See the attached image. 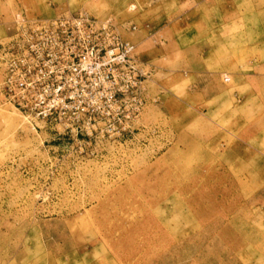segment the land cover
Listing matches in <instances>:
<instances>
[{
    "label": "rangeland",
    "instance_id": "rangeland-1",
    "mask_svg": "<svg viewBox=\"0 0 264 264\" xmlns=\"http://www.w3.org/2000/svg\"><path fill=\"white\" fill-rule=\"evenodd\" d=\"M76 10L134 43L142 103L75 135L0 95V264H264V0H0V80L17 19Z\"/></svg>",
    "mask_w": 264,
    "mask_h": 264
},
{
    "label": "built area",
    "instance_id": "built-area-1",
    "mask_svg": "<svg viewBox=\"0 0 264 264\" xmlns=\"http://www.w3.org/2000/svg\"><path fill=\"white\" fill-rule=\"evenodd\" d=\"M15 22L0 80L4 102L75 135L96 129L100 105L137 97L139 109L145 72L134 43L110 18L76 10Z\"/></svg>",
    "mask_w": 264,
    "mask_h": 264
}]
</instances>
